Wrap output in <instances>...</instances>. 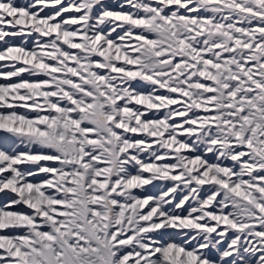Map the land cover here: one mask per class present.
<instances>
[{
  "label": "snow or ice",
  "instance_id": "1",
  "mask_svg": "<svg viewBox=\"0 0 264 264\" xmlns=\"http://www.w3.org/2000/svg\"><path fill=\"white\" fill-rule=\"evenodd\" d=\"M0 41V264H264V0H0Z\"/></svg>",
  "mask_w": 264,
  "mask_h": 264
},
{
  "label": "rangeland",
  "instance_id": "2",
  "mask_svg": "<svg viewBox=\"0 0 264 264\" xmlns=\"http://www.w3.org/2000/svg\"><path fill=\"white\" fill-rule=\"evenodd\" d=\"M17 2H18V3H23L24 0H17ZM33 37H34V36H33ZM33 37H31V38L26 42L28 47H29L30 40H31ZM7 39L9 40L10 43H18L17 40H14L15 38L9 37V38H7ZM21 39H23V37H22ZM0 45H5V44H4L2 41H0ZM1 69H2L1 71L5 70L4 68H1ZM21 75H22L24 78H26V79L32 78V77L30 76L29 73H22ZM16 79H17V78H15V77L11 78V82H16ZM5 82H6V81H5L3 78H0V83H5ZM19 111L23 112L24 109H21V110H19ZM0 137H2V136H0ZM1 194H2V193H1Z\"/></svg>",
  "mask_w": 264,
  "mask_h": 264
},
{
  "label": "bare ground",
  "instance_id": "3",
  "mask_svg": "<svg viewBox=\"0 0 264 264\" xmlns=\"http://www.w3.org/2000/svg\"><path fill=\"white\" fill-rule=\"evenodd\" d=\"M46 11H51V9H46ZM22 37H19V38H15L14 40H17L18 41V43H20V41L21 40H23V39H21ZM34 40H35V37H33L31 40H30V43H29V47H31L32 46V43L34 42ZM6 45H0V48H3V47H5ZM6 63H8V62H5V61H0V65H2V64H6ZM2 69L0 68V71H1ZM19 110H21V109H19ZM25 111V110H24ZM5 135H7V134H5V133H3V132H0V136H5ZM14 147H15V145H14ZM0 193H5L6 195H7V193H8V191L7 190H5V191H3V192H0ZM170 232H172V231H174V230H169Z\"/></svg>",
  "mask_w": 264,
  "mask_h": 264
},
{
  "label": "built area",
  "instance_id": "4",
  "mask_svg": "<svg viewBox=\"0 0 264 264\" xmlns=\"http://www.w3.org/2000/svg\"><path fill=\"white\" fill-rule=\"evenodd\" d=\"M14 194L8 191L7 195L5 193H0V203L6 202L9 198H12Z\"/></svg>",
  "mask_w": 264,
  "mask_h": 264
}]
</instances>
